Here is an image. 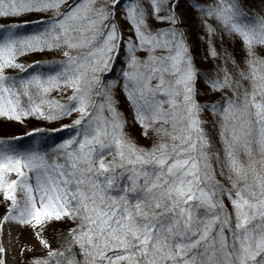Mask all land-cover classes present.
Returning <instances> with one entry per match:
<instances>
[{"label":"rangeland","instance_id":"obj_1","mask_svg":"<svg viewBox=\"0 0 264 264\" xmlns=\"http://www.w3.org/2000/svg\"><path fill=\"white\" fill-rule=\"evenodd\" d=\"M44 1L0 0V250L7 220L16 264H264V11L248 47L195 37L211 0ZM34 66L60 73L32 86L57 97L46 136L7 129L4 80Z\"/></svg>","mask_w":264,"mask_h":264},{"label":"trees","instance_id":"obj_2","mask_svg":"<svg viewBox=\"0 0 264 264\" xmlns=\"http://www.w3.org/2000/svg\"><path fill=\"white\" fill-rule=\"evenodd\" d=\"M36 1L38 0H27L26 6L17 8L12 7L13 12L10 11V15L5 17L6 21L29 20L38 15L46 16L47 11H45L44 8H41V6H38L39 9L35 10L34 7L37 8V4H35ZM199 2L201 1L199 0ZM30 3L33 4V7L32 5L29 7ZM42 4V6H46L48 8L49 6L47 5L52 4L55 8V3H50L47 0H45ZM32 8L33 10H31ZM50 8L52 9V7ZM30 10L33 12H29ZM191 11L192 13L189 21L190 28L195 31V37H197V39H200L202 29L206 26H210L209 33L211 34V24L215 25L216 28L217 25H221V27L227 29L231 35L241 36L239 39L242 41V44H245L248 47H252L254 45H258V47H260L261 42H259L260 40L257 39V36L248 37L241 33V29L244 26L245 17L253 18V12L264 11V0H211L210 5L201 3V6H198V4H196L191 8ZM2 23H4V21L3 17L0 15V24ZM173 23L174 19L172 18V26L167 30L165 29V31L178 34L179 32L175 29ZM239 26L240 28H238ZM25 31L29 32L31 30L27 28ZM234 36L233 40H235ZM239 47L240 46L237 48L238 50ZM34 55L37 57L38 53H35ZM197 60L201 61L200 59ZM39 66H34L31 69L36 71ZM39 70H42V72H40L42 74L37 73ZM39 70L37 72L33 71V73H30L26 78H23L22 74H12L4 80L5 85L11 86L15 95V111L13 112V118H11V121L9 122L10 127L7 128L8 130H17L19 128L18 125L20 123H24L26 126H30L33 129V134L46 136L53 133H45V129L50 126L53 119L55 120V100H57V97L54 96L53 91H48L40 86H38L39 92L33 93V87L36 86V82L38 80L44 81L52 75L59 76L60 73L49 70L46 71L44 68H39ZM0 126H2L1 123ZM48 155H50V153H48ZM55 155L57 154L55 153Z\"/></svg>","mask_w":264,"mask_h":264},{"label":"bare ground","instance_id":"obj_3","mask_svg":"<svg viewBox=\"0 0 264 264\" xmlns=\"http://www.w3.org/2000/svg\"><path fill=\"white\" fill-rule=\"evenodd\" d=\"M179 20H180V23L182 24L183 19L180 18ZM7 225H8L7 220H4L3 221V230H4V234H5V240L3 243L5 244V247H4V249L0 250V253H2L3 258L5 257V264H16L17 260H16V254H15L14 250L16 249L15 247H17V245H18V240L20 239V236L18 235V237H14L12 232L8 231L9 229L6 228ZM10 235H11V237H10ZM1 261H2V259H0V264H2Z\"/></svg>","mask_w":264,"mask_h":264}]
</instances>
